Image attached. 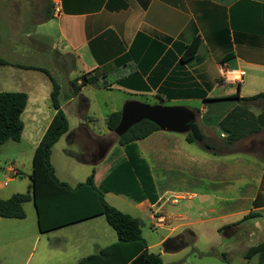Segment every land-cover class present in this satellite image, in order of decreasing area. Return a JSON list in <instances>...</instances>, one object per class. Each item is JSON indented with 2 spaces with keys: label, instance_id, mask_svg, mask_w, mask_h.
Wrapping results in <instances>:
<instances>
[{
  "label": "crops",
  "instance_id": "crops-1",
  "mask_svg": "<svg viewBox=\"0 0 264 264\" xmlns=\"http://www.w3.org/2000/svg\"><path fill=\"white\" fill-rule=\"evenodd\" d=\"M54 2L58 3V11L53 10ZM195 35L201 43L195 56L183 62V48ZM0 51L5 52L0 58L8 62L0 68H7L4 72L13 83L9 86H18L27 94L21 114V137L27 127V137L39 133L34 148L55 111L50 103L51 89L41 92L35 82L30 83L31 77L37 75L38 83L40 79L44 84L51 81L40 70L16 64L44 68L41 60L47 57L53 61L49 73L54 79L60 66L64 71L70 68L68 83L92 70L104 74L108 88L86 84L72 94L70 87L66 102H60L64 113L66 105L75 109L79 125L88 132V124L95 121L94 113L89 112L90 97L85 93H92L89 89L123 91L129 95L125 100H142L138 99L140 96L160 103L199 102L196 122L205 140L214 145L213 150L179 146L176 133L154 131L135 144L148 165L157 200L136 201L112 191L105 192L104 198L107 200L113 193L124 197L128 206L133 203L135 207H147L149 218H156V224L161 225L160 218L168 219L165 215L155 216L166 203H161V199L173 195L167 200L175 203V196H193L198 207L194 222L200 234H205V227H210L212 234L222 231L224 237L237 236L238 232L245 236L264 234V125L258 133L244 137L249 142L240 148L236 143L241 139L226 145L225 134L219 129L218 135L213 128L237 104L234 94L243 98L264 93V0H0ZM222 67L241 69L245 74L238 83H229L221 76ZM261 106L262 100L257 99L249 104V109L258 114ZM68 131L69 126L63 135ZM111 132L107 129L105 134L93 135L105 138ZM182 139L186 141L185 134ZM108 150L97 161H91L96 164L91 170L96 186L125 155L124 147L118 143ZM155 167H162L163 171L174 167L193 171V194L170 184L159 191L153 178ZM248 212L257 215L242 220ZM99 216L70 224L66 248L48 245V249H42L39 263L77 264L81 258L115 242L116 233L79 227ZM190 223L173 225L171 231L183 228L177 235L180 239L195 235L187 227ZM50 231H39L36 238ZM52 248L60 251L51 254ZM31 257L30 252L24 264ZM247 264H258L257 257Z\"/></svg>",
  "mask_w": 264,
  "mask_h": 264
},
{
  "label": "rangeland",
  "instance_id": "rangeland-1",
  "mask_svg": "<svg viewBox=\"0 0 264 264\" xmlns=\"http://www.w3.org/2000/svg\"><path fill=\"white\" fill-rule=\"evenodd\" d=\"M4 53L0 51V55H4ZM46 58L41 60V65L47 71H51L53 61ZM59 68L60 73L54 74V77L60 86L59 101L65 103L70 91V86L67 82V78L70 77V68L65 71L63 69L64 67L60 66ZM5 69L7 68H0V91L11 89L14 91L20 90L18 86H9L13 83L11 79L6 77ZM74 71L76 72V69ZM19 74L23 73L21 72ZM36 76L31 77L30 83L35 82L37 89L39 88L41 92L45 91L46 93V91L52 88V83L48 82L47 79L45 84L41 79L38 83ZM21 77L24 76L21 75ZM89 90L92 93L85 91L89 95L91 102L89 112L95 115V121L88 124L89 130L91 131L88 132V130L83 129L85 126L82 128L79 125L75 109L66 105L65 113L69 131L65 136L62 135L51 149L50 161L57 178L70 185L78 181H83L96 165L91 161H97L109 151L108 149L113 144H117V138L113 132L105 138H96L93 133L95 135L105 134L107 130L104 120L105 116L112 111L121 110L123 103L126 101L125 99L129 97L128 93L114 89ZM138 99H142L138 101L148 104L160 103V100L152 97L141 98L139 96ZM161 103L163 105H183L192 109L199 107V102L187 100L163 101ZM213 128L216 131L218 130L217 133L219 135V127L214 126ZM26 130H28V127L25 129L24 135L19 141L7 140L4 143H0V198H7L17 192L31 193L29 174L32 166L34 144L39 137V133L34 134L33 137H27ZM175 136L179 140V146L187 145L192 150L206 149L198 143H187L182 139V133H176ZM248 140V138H244L236 144L240 148L243 144L247 145ZM236 157L243 156L236 155ZM160 168L153 169L154 182L159 191H161L162 186L170 184L176 188L180 187L181 191L193 194L195 184L193 171H189L188 169L186 171L182 170L183 167H174L170 171H163L162 167ZM172 196L168 197L166 195L167 198H171ZM167 198L161 199V203H163V200H166V203L164 202V207H161L155 213V216L160 217L165 215L168 218L167 220L165 219L166 221L160 218L158 223H162L161 225L156 224V218H149V210L147 207H135L132 205L133 203L130 204L131 206H128L127 202L123 201L124 197L113 193L106 200L120 211L128 213L140 220L141 234L146 241L148 250L150 252L160 253L162 264H247L248 260L243 258L242 253L249 246L264 240V234L252 233L245 236L238 232L237 236L231 235L229 237H224L222 231L219 234H212L210 227L206 228L205 225V234H200V230L196 228L197 226L194 222L198 209L194 197L192 196L189 199V196L186 195L183 199H177L175 203H171ZM23 208L25 211L24 218L0 217V264H24L30 252L32 253V257L30 261L28 260L27 264H40L39 261L42 259L41 253H43V248L48 249V245H54L56 247L60 245L61 248H66L67 242H65V239L70 237V225L47 233H40L39 237L36 238L39 231L33 201L31 199L26 201L23 204ZM188 222H192L187 227H190L193 232H196L195 235H183L180 239V236L177 235L183 228L171 231V226ZM79 227L102 229L103 232L106 229L107 232L115 234L114 230L106 223L102 215L95 221L79 224ZM167 238H174L173 245L163 248L162 241ZM183 240L185 241L183 242ZM164 250L170 251L164 252ZM58 251H60L58 248H52L51 254L57 253Z\"/></svg>",
  "mask_w": 264,
  "mask_h": 264
},
{
  "label": "trees",
  "instance_id": "trees-1",
  "mask_svg": "<svg viewBox=\"0 0 264 264\" xmlns=\"http://www.w3.org/2000/svg\"><path fill=\"white\" fill-rule=\"evenodd\" d=\"M201 43L198 35L186 44L181 54V61L192 59ZM8 62L0 58V65ZM44 72L52 83L50 103L54 109L48 125L42 133L32 155V166L29 174L30 192H17L7 198H0V217L24 218L23 204L33 201L37 224L40 232L50 231L85 219L102 215L106 223L115 231L117 240L100 248L97 252L81 258L77 264H162L160 253L150 252L141 234V222L138 218L122 212L109 204L104 193L112 191L123 193L141 201L148 199L151 203L157 200L154 183L146 161L139 155L135 142L147 137L158 126L146 119L132 125L117 143L124 147V158L110 169L108 174L96 186L93 171L83 181L70 185L57 178L50 161L52 146L68 130V120L60 107V86L49 71L41 67L24 66ZM104 74L96 70L80 74L70 80L71 93L76 94L86 84L108 88ZM79 81V83H77ZM237 104L219 121L218 127L225 134V144L234 142L258 133L264 125V93L238 97L234 94ZM257 99L262 100L261 111L254 114L249 104ZM27 103V94L23 91H0V143L7 140L19 141L23 131L21 114ZM196 113L199 112L194 108ZM120 117V111L111 112L105 120L106 128L113 131ZM188 142H196L204 148L213 150L214 145L205 140L204 134L195 121L190 123L185 134ZM33 193V195H32ZM248 212L242 217L247 219L256 216ZM176 238V237H175ZM174 238L163 241L164 248L170 246ZM246 260L256 256L258 264L264 260V241L249 246L243 253Z\"/></svg>",
  "mask_w": 264,
  "mask_h": 264
},
{
  "label": "water",
  "instance_id": "water-1",
  "mask_svg": "<svg viewBox=\"0 0 264 264\" xmlns=\"http://www.w3.org/2000/svg\"><path fill=\"white\" fill-rule=\"evenodd\" d=\"M196 116L193 109L183 105L148 104L136 99H128L121 107L118 123L112 132L120 137L132 125L146 119L155 123L162 131L186 134L190 123L196 121Z\"/></svg>",
  "mask_w": 264,
  "mask_h": 264
},
{
  "label": "built area",
  "instance_id": "built-area-1",
  "mask_svg": "<svg viewBox=\"0 0 264 264\" xmlns=\"http://www.w3.org/2000/svg\"><path fill=\"white\" fill-rule=\"evenodd\" d=\"M58 3L54 2L53 3V10L58 11ZM245 72L241 69H231L227 67H222L221 68V76L223 79L229 83H238L239 81L242 80ZM222 136H224L222 134ZM174 199H178V196H175Z\"/></svg>",
  "mask_w": 264,
  "mask_h": 264
},
{
  "label": "flooded vegetation",
  "instance_id": "flooded-vegetation-1",
  "mask_svg": "<svg viewBox=\"0 0 264 264\" xmlns=\"http://www.w3.org/2000/svg\"><path fill=\"white\" fill-rule=\"evenodd\" d=\"M100 151H102V150H100ZM180 241V240H179ZM178 242V241H177ZM170 245H173V242H171V244Z\"/></svg>",
  "mask_w": 264,
  "mask_h": 264
}]
</instances>
